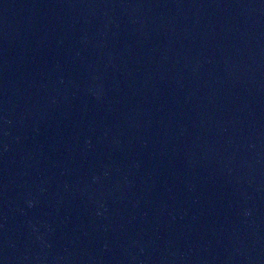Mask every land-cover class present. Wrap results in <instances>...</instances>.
<instances>
[{
	"label": "water",
	"instance_id": "95a60500",
	"mask_svg": "<svg viewBox=\"0 0 264 264\" xmlns=\"http://www.w3.org/2000/svg\"><path fill=\"white\" fill-rule=\"evenodd\" d=\"M0 264H264V0H0Z\"/></svg>",
	"mask_w": 264,
	"mask_h": 264
}]
</instances>
